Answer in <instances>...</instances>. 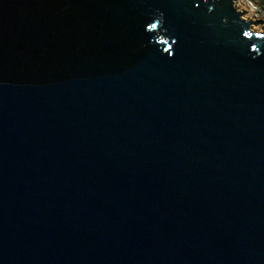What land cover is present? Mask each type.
Instances as JSON below:
<instances>
[{"label": "water", "instance_id": "1", "mask_svg": "<svg viewBox=\"0 0 264 264\" xmlns=\"http://www.w3.org/2000/svg\"><path fill=\"white\" fill-rule=\"evenodd\" d=\"M252 15L0 0V264H264Z\"/></svg>", "mask_w": 264, "mask_h": 264}, {"label": "rangeland", "instance_id": "2", "mask_svg": "<svg viewBox=\"0 0 264 264\" xmlns=\"http://www.w3.org/2000/svg\"><path fill=\"white\" fill-rule=\"evenodd\" d=\"M241 5L248 13H253L252 22L256 19L264 20V7L260 6V0H235ZM264 29V26H261ZM259 31V27H253Z\"/></svg>", "mask_w": 264, "mask_h": 264}, {"label": "trees", "instance_id": "3", "mask_svg": "<svg viewBox=\"0 0 264 264\" xmlns=\"http://www.w3.org/2000/svg\"><path fill=\"white\" fill-rule=\"evenodd\" d=\"M260 6L264 7V0H260Z\"/></svg>", "mask_w": 264, "mask_h": 264}]
</instances>
